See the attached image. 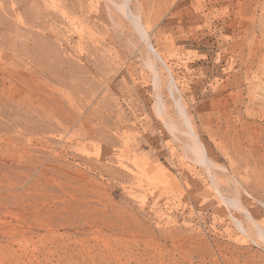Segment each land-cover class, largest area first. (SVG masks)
Here are the masks:
<instances>
[{
  "label": "rangeland",
  "instance_id": "1",
  "mask_svg": "<svg viewBox=\"0 0 264 264\" xmlns=\"http://www.w3.org/2000/svg\"><path fill=\"white\" fill-rule=\"evenodd\" d=\"M42 1L0 0V264H264V0H130L149 49Z\"/></svg>",
  "mask_w": 264,
  "mask_h": 264
},
{
  "label": "bare ground",
  "instance_id": "2",
  "mask_svg": "<svg viewBox=\"0 0 264 264\" xmlns=\"http://www.w3.org/2000/svg\"><path fill=\"white\" fill-rule=\"evenodd\" d=\"M42 1V0H41ZM80 1V0H79ZM84 1V0H83ZM107 1V0H106ZM110 1V0H109ZM108 1V3H110ZM113 1V0H112ZM111 1V2H112ZM121 1V0H120ZM130 0H124L123 1V3H125V6L122 8V10H127V16H128V19L131 21V23L137 28V30H138V32H139V34H140V38L146 43V45L148 46V49L150 48L149 47V45H150V43H149V40L147 39V36H146V30H145V28H143L142 27V25L139 23L140 22V20L139 19H137V17L139 16H137L136 17V14H132V12L130 13V11H129V8H128V6H127V4H129L130 2H129ZM136 1V0H135ZM43 2V1H42ZM81 2V1H80ZM96 3V2H95ZM113 3H116V2H114L113 1ZM113 3H111V4H113ZM134 3V2H133ZM40 4H41V2H40ZM92 4V3H91ZM175 5V4H174ZM42 6V5H41ZM60 6H62V5H60ZM114 6V5H113ZM121 6H123V5H121ZM68 7V6H67ZM48 8V7H47ZM50 8V7H49ZM61 8H63V6L61 7ZM115 8H117V7H115ZM118 9V8H117ZM39 10V9H38ZM43 10V9H42ZM51 10H53V8L51 9ZM41 11V10H40ZM44 11V10H43ZM119 12H120V10H118ZM46 12V11H45ZM44 13V12H43ZM91 13V12H90ZM45 14H47V13H45ZM77 14V13H76ZM81 14V13H80ZM121 14V13H120ZM138 14V13H137ZM82 15V14H81ZM109 16V15H108ZM123 16V15H122ZM46 17V16H45ZM89 17V16H88ZM110 17V16H109ZM126 18V17H125ZM51 19V18H50ZM127 19V18H126ZM127 19V20H128ZM38 20V19H37ZM47 20V19H46ZM128 20V21H129ZM35 21V20H34ZM111 21H113V20H111ZM112 23H114V21L112 22ZM115 24V23H114ZM156 24H157V21H156ZM44 27V26H43ZM148 27H150V26H148ZM53 28V27H52ZM39 29H41V28H39ZM117 29V28H116ZM115 29V30H116ZM44 30V29H43ZM46 30V29H45ZM70 32V31H69ZM82 33V32H81ZM61 34V33H60ZM69 36V35H68ZM56 37V36H55ZM71 38V37H70ZM61 41V40H60ZM66 42V41H65ZM97 42V41H96ZM84 43V42H83ZM99 44V43H98ZM72 45V44H71ZM79 48V47H78ZM81 48V47H80ZM134 48V47H133ZM83 49V48H82ZM82 51H84V50H82ZM81 51V52H82ZM104 53V52H103ZM100 54V53H99ZM149 54H150V56H151V60H152V62L150 63V68L153 70L152 72H154L155 71V65H154V63H156V61H157V54L155 53V52H149ZM83 55V54H82ZM115 57H117V56H115ZM106 58V57H105ZM119 61V60H118ZM149 68V69H150ZM150 69V70H151ZM114 72V71H113ZM155 76V75H154ZM159 112V114H161L162 115V113L160 112V111H158ZM165 115V114H164ZM167 116V115H166ZM166 119H168V116L166 117ZM168 121H170L169 119H168ZM170 127H171V129H173V131L176 133V135H179L180 137H183V138H185V141L187 142L186 144H184V147L185 148H187L189 151H191V152H193V154L195 155V158H196V160H197V162L199 163V164H201L203 167H204V169L206 170L205 172H207L208 174H206V175H208L209 177L208 178H210V182H212V184L214 185V186H216V182H215V175H213V170L215 169V167H214V165H213V163L209 160V158H208V156H207V153H206V151H205V149H204V147H202L201 145H200V143H199V140H198V136H197V133H196V130H195V128H193V127H190L188 124H186L185 125V127L183 128V134L182 133H178L177 132V125L176 124H174V123H172V122H170ZM184 140V139H183ZM134 147V146H133ZM150 172H152V171H150ZM155 173V172H154ZM153 173V174H154ZM151 174V173H150ZM155 176V175H154ZM239 208V207H238ZM240 209V208H239ZM241 210V209H240ZM244 216H246L245 214H244ZM246 219H248L247 217H246ZM253 226H254V228H255V231H256V233L258 234V236L264 241V230L260 227V226H258V225H256L255 223H253L252 224Z\"/></svg>",
  "mask_w": 264,
  "mask_h": 264
}]
</instances>
